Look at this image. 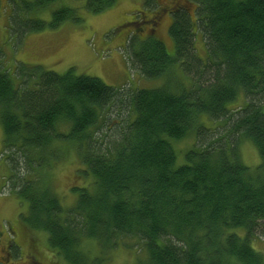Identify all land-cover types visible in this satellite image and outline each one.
Instances as JSON below:
<instances>
[{
  "label": "trees",
  "instance_id": "trees-1",
  "mask_svg": "<svg viewBox=\"0 0 264 264\" xmlns=\"http://www.w3.org/2000/svg\"><path fill=\"white\" fill-rule=\"evenodd\" d=\"M56 1L35 0L27 9ZM116 2L87 0L86 8L100 14ZM171 4L167 10L160 0H144L152 17L138 12L126 46L145 80L179 66L191 80L180 91L166 85L126 93L74 69L58 74L21 66L11 76L0 54L7 186L29 208L24 224L47 233L49 247L67 264H105L126 241L144 252L134 264H264L256 247L264 235V0ZM75 12L63 7L48 23L27 19L22 39L82 22ZM164 13L172 55L152 37ZM146 26L151 35L137 44L136 33ZM199 31L206 58L197 53ZM192 135L196 143L177 166L172 141ZM243 139L259 153L255 169L240 160ZM63 142L76 144L81 172L94 180L91 189H73L71 208L42 176L59 158L53 146ZM85 239L97 243L99 256L83 252Z\"/></svg>",
  "mask_w": 264,
  "mask_h": 264
},
{
  "label": "rangeland",
  "instance_id": "rangeland-1",
  "mask_svg": "<svg viewBox=\"0 0 264 264\" xmlns=\"http://www.w3.org/2000/svg\"><path fill=\"white\" fill-rule=\"evenodd\" d=\"M34 1L0 0V54L2 65L11 76L15 75L17 68L21 66H27L28 70L41 67L58 74L74 69L78 76L98 78L106 85L126 93H132L137 88L155 89L166 85L180 91L183 85L188 88L191 84L190 79L183 78L177 65L169 75L152 81L145 80L133 69L131 49L127 48L126 41L131 37L134 24L137 23L138 12L145 10L143 16L147 18H151L153 14V11L149 12L144 8V0H117L111 8L100 14H93L87 10V0H57L46 9L28 10L27 7L33 6ZM172 1L174 0H160L161 6L164 7ZM63 7L76 10L75 13L79 14L77 17H82L83 21L77 23L70 20L57 29L47 28L43 31L30 32L22 39V30L27 19L48 23L52 20L53 12ZM166 14L164 13L157 23L152 37L160 38L172 55L174 44L168 33L170 19ZM149 30L150 26H146L143 32L136 33L137 44L151 35ZM195 43L199 57L206 58V46L200 31L196 35ZM14 78L19 83L16 76ZM237 107L238 105L234 109ZM116 116L114 114V118H111L114 119L113 122ZM3 140L4 134L0 125V264H67L49 247L47 233L30 230L22 221V217H29L31 213L28 206L21 204L10 192V186H7L10 168L2 157ZM195 143V135L181 141H172L177 153V166L186 163V153ZM238 147L240 160L246 166L255 169L260 165L259 153L250 141L240 140ZM53 149L58 151L59 158L51 162V167L43 170L42 176L59 197L62 205L71 208L76 203L73 189L82 187L91 189L94 180L90 175L81 172L85 166L76 144L58 143ZM125 244L127 247L122 245L108 255L105 264H134L138 257L144 258L140 245L129 241ZM256 247L264 251V235ZM81 249L90 258H95L101 253L97 243L88 239L82 242Z\"/></svg>",
  "mask_w": 264,
  "mask_h": 264
},
{
  "label": "flooded vegetation",
  "instance_id": "flooded-vegetation-1",
  "mask_svg": "<svg viewBox=\"0 0 264 264\" xmlns=\"http://www.w3.org/2000/svg\"><path fill=\"white\" fill-rule=\"evenodd\" d=\"M172 4L171 3H169V4H165V6L167 7V10H169V8L168 7H170V9H171V6ZM165 12V11H164ZM152 17V16H151ZM149 19H151V18H149ZM152 21V20H151Z\"/></svg>",
  "mask_w": 264,
  "mask_h": 264
},
{
  "label": "bare ground",
  "instance_id": "bare-ground-1",
  "mask_svg": "<svg viewBox=\"0 0 264 264\" xmlns=\"http://www.w3.org/2000/svg\"><path fill=\"white\" fill-rule=\"evenodd\" d=\"M141 21V20H140ZM83 24V23H82ZM116 32V31H115ZM127 42V41H126ZM176 72V71H175ZM171 78V77H170ZM181 85V84H180ZM156 242V241H155Z\"/></svg>",
  "mask_w": 264,
  "mask_h": 264
}]
</instances>
